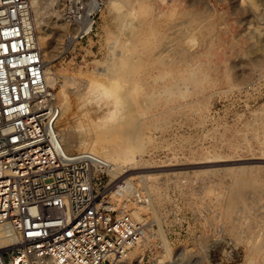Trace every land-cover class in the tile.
I'll return each mask as SVG.
<instances>
[{"label":"rangeland","instance_id":"obj_1","mask_svg":"<svg viewBox=\"0 0 264 264\" xmlns=\"http://www.w3.org/2000/svg\"><path fill=\"white\" fill-rule=\"evenodd\" d=\"M92 1L100 13L82 40L66 39L63 0H36L43 13L33 19L44 70L55 77L48 88L58 105L60 91L69 96L58 133L71 128L77 145L111 111L123 123L140 121L145 152L119 175L136 193L113 195L108 184L118 176L102 187L115 211L126 206L145 227L132 251L142 250L145 264L166 255L165 243L177 264H264V65L247 53L262 26L253 0H123L117 11L113 0ZM73 142L62 141L68 153L87 151Z\"/></svg>","mask_w":264,"mask_h":264},{"label":"built area","instance_id":"obj_2","mask_svg":"<svg viewBox=\"0 0 264 264\" xmlns=\"http://www.w3.org/2000/svg\"><path fill=\"white\" fill-rule=\"evenodd\" d=\"M73 1L61 4L69 43L100 13L96 1ZM60 114L30 0H0V264H120L146 238L129 213L104 205L109 163L64 149Z\"/></svg>","mask_w":264,"mask_h":264},{"label":"bare ground","instance_id":"obj_3","mask_svg":"<svg viewBox=\"0 0 264 264\" xmlns=\"http://www.w3.org/2000/svg\"><path fill=\"white\" fill-rule=\"evenodd\" d=\"M122 1L123 0H113L112 5L115 6V10L116 11L119 9V6L121 5L120 3H122ZM30 5H31V12H32V17H33V12L36 13L37 10L40 11V8H39V6H37L36 0H30ZM249 7H250V10L254 13L253 15H254L255 20L259 24H262V26H258L259 39L258 38L256 39L255 38L256 36L253 35L252 39H254V43L251 44L249 46V48H247V53H248V55L250 57H252V62L255 63V65L258 64L260 66H263L264 65V1L263 0H253V3L249 4ZM45 9L46 8H44V11H45ZM42 13L40 11V15ZM122 15H120V16L123 18ZM33 21H34V24H35V27H36V32H37L38 31V29H37L38 22L35 21L34 19H33ZM37 39H38L39 48L41 50V39L42 38L39 35V31L37 32ZM182 58H184V57H182ZM127 60H129V58H127ZM131 61L132 60H130V62ZM245 66H248V68H249L250 67V63L245 64ZM105 70H106V68H105ZM124 73H125V70H124ZM114 74L116 75V73H114ZM44 79H45V83H46V85L48 87L49 86L52 87L54 85V83H55V77H54L53 73L49 72V70H46V69L44 70ZM123 79L124 78H122L121 80H123ZM71 80H74V79L73 78L70 79L69 77L66 79V81H69V82H72ZM123 82H125V80ZM73 83H72V85H74ZM68 84H70V83H68ZM126 87L128 88V86H126ZM103 89H104V91H102ZM103 89L101 90L103 95L107 96L106 90H108L110 92V90H109L110 88L107 89V87H106V88H103ZM94 91H95V89H94ZM96 91L98 92L100 90H96ZM126 92L124 90V93H122V94L125 95ZM59 94H60V96H62V104L59 105L60 110H61V114H60L58 122H57V127H58V123L60 122V120L61 121L63 120V122H65L66 121V117L70 116L68 111H70L69 108H71V106L69 104L70 102L68 100L69 98H67L69 96H66L64 90L60 91ZM95 94L98 96V94L96 92H95ZM101 95L102 94L100 92L99 96H101ZM111 95H113V93H111ZM111 95L108 94V96H111ZM117 95H119V94L115 93L113 96L116 97ZM124 95H121L118 98L116 97L117 98L116 101H118V103H119L123 98H125L127 96V95H125V96ZM113 113H116V112L115 111H111L110 112V116L108 117V119L105 120L102 123H98L97 124V123H91L90 122L89 125H87L88 129L86 128L87 129V132L85 134L86 138L84 136L85 139L80 141L77 145H76V142H75L74 131L71 128H69V127L62 128L59 131L60 132L59 136H60L61 143H62V141H64V139H67V140L72 141V142L74 141L73 142L74 144L71 145L72 147L78 146L79 148H85L87 151L89 150L90 152L98 155L100 158H102L103 160L108 162L109 165H110L109 175L112 178H116L118 176L117 179H112L113 181L111 182V184L110 183L108 184L109 186H111V187L108 188L109 191L113 195L123 196V197H128L129 196L130 197L131 195H134L136 193V191H137V190L135 191V185H134V183H132L131 178H127V175L123 176L122 178L119 175H120V173L122 171H124L122 169V165L130 164L131 166H133V165H137L140 162L138 160V155L143 153V152H145L146 141H145L144 137L142 136V134L140 133V128H141L140 127V121L137 120V122H135V120H133V121L130 120L131 122L129 124L128 123H123L120 120L121 118H118ZM68 120H70V119H68ZM82 133H83V131H82ZM75 134L77 136V133H75ZM77 141H78V139H77ZM65 145L63 146L64 149L66 148L65 149L66 151L69 150V147H67V145L66 146ZM130 165H128V166H130ZM125 167H127V166H125ZM148 177L149 176H144V175L140 176V180L142 182L141 185L144 183V185L146 186L145 182L148 180L147 179ZM144 185H143V187H144ZM108 189L104 193V195H105V204L104 205L107 208H109V209L116 210L115 208L117 206L113 205L110 201L108 202L107 199H106V197H107L106 194H108L107 193ZM243 195H245V193H243ZM216 203H217V201H216ZM236 206H237V204H236ZM125 208H126V206L125 207H121V208H119V211H117V212L118 213H127V212H125ZM133 218L137 222H141L138 219H136L135 217H133ZM5 242L6 241H4L3 243H5ZM165 244H166V255L163 256L162 259L158 260L156 263L151 262V264H168V263L169 264H177V261L170 262V259L172 258L171 254H172L173 251L167 245V243H165ZM129 254L126 257V259L124 261H122L120 264H142L143 263V251L142 250H141L140 256L136 255V253L132 251L131 258H128Z\"/></svg>","mask_w":264,"mask_h":264}]
</instances>
